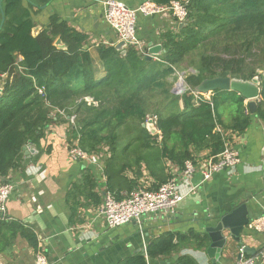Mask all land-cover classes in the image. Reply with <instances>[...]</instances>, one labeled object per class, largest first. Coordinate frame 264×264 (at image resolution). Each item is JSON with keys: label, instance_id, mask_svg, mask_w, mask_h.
Returning <instances> with one entry per match:
<instances>
[{"label": "trees", "instance_id": "trees-1", "mask_svg": "<svg viewBox=\"0 0 264 264\" xmlns=\"http://www.w3.org/2000/svg\"><path fill=\"white\" fill-rule=\"evenodd\" d=\"M37 1L39 10L51 0ZM153 1L166 5L172 0ZM0 3L4 15L0 30V182L25 167V146L43 151L41 140L60 112L69 122L75 119L67 133L69 147L77 142L88 154L108 155V190L117 198L123 197L125 189L155 190L163 183L139 184L141 162H146L150 175L159 176L151 166L154 160L182 168L186 160L197 159L205 150L210 155L220 153L223 134L233 138L244 133L254 117L264 121V0H188L184 25L160 34L164 52L159 59H147L132 45L123 53L115 45L100 44L104 65L100 78L95 75L86 33L52 15L50 24L33 35V2L28 1V6L24 0ZM58 38L65 47L55 45ZM192 54L196 59L189 60ZM177 71L186 72L192 90L206 78L252 79L258 75L261 98L252 113L237 91L217 89L210 100L196 98L189 91L178 95L173 92ZM87 96L98 104H88ZM147 114L158 116L160 140L143 126ZM39 152L31 156L33 161ZM129 156L133 164L128 163ZM123 160L124 164L118 163ZM133 166H137L135 178L129 179L125 172ZM86 176V182L94 186L92 172ZM88 192L100 196L94 189ZM3 228L12 235L21 230L37 248V237L30 228L18 221L7 222L0 214V232ZM209 243L203 230L167 231L150 240L146 254L135 253L116 264H149L153 259H163L165 264H199L181 251L186 247L205 250Z\"/></svg>", "mask_w": 264, "mask_h": 264}, {"label": "crops", "instance_id": "crops-1", "mask_svg": "<svg viewBox=\"0 0 264 264\" xmlns=\"http://www.w3.org/2000/svg\"><path fill=\"white\" fill-rule=\"evenodd\" d=\"M28 1L33 2V35L50 24L52 15L58 16L71 27L88 35L87 47L91 52L95 75L98 78L104 75L98 46L114 44L117 40L116 31L104 18L105 0H51L39 10L37 0H24L26 6ZM120 1L136 8L144 0ZM3 20V6L0 3V30ZM179 27L180 22L172 15H138V36L147 46L151 42L161 44L159 37L162 32L168 29L177 31ZM66 118L60 112L59 118L55 117L48 126L47 134L41 140L43 151L39 152L37 160H32L34 154L27 146V164L24 168L10 172L8 181L15 187L6 203L5 214L0 213L7 222L18 221L30 228L38 242L43 238L51 264H116L127 256L142 253V250L146 254L150 240L164 232H186L190 228L202 231L207 219L227 213L241 203L248 204L251 217L264 209V121L254 117L244 133L231 138L241 156V163L234 173L222 170L198 185L202 175L196 172L191 182L198 185L197 190L187 195L174 214L158 212L144 216L140 222L132 221L110 228L99 214L104 196L110 192L105 171L108 155L96 152L91 155L93 160L90 161L71 160L67 133L72 121ZM47 148H50L49 152ZM133 156H129V164L134 163ZM208 156L210 152L205 150L198 157L205 159ZM172 165L175 164L170 161L164 163L154 160L151 166L159 176H153L146 162H141L139 184L148 182L152 186L164 182L169 177L168 169ZM136 168L133 166L124 171L129 179L135 178ZM87 171L92 172V178L96 179L94 186L86 182ZM89 189L100 193L99 198L90 195ZM72 191L75 192L70 195ZM126 192L125 189L121 194L124 196ZM246 230L245 244L255 247L259 252L264 243V234ZM9 233L6 228L0 232V264H35L37 248L29 243L21 230H17L14 235ZM184 253L192 255L199 264H235L239 247L233 249L229 246L217 262H212L206 249L186 247L181 251V254ZM165 263L163 259L149 261V264Z\"/></svg>", "mask_w": 264, "mask_h": 264}, {"label": "built area", "instance_id": "built-area-1", "mask_svg": "<svg viewBox=\"0 0 264 264\" xmlns=\"http://www.w3.org/2000/svg\"><path fill=\"white\" fill-rule=\"evenodd\" d=\"M104 5L105 21L117 34V40L112 45L124 41L126 47L132 45L145 56L148 53V46L138 36L137 21L139 14L145 16L168 14L172 15L180 23L185 22L188 17V0H172L166 5H159L153 0H144L136 8L130 7L120 0H105ZM123 51L125 53V49ZM155 58L159 59L157 56ZM176 75L178 79L175 82L174 93L182 95L189 91L196 98L210 100L213 91L203 93L197 91L196 88L192 90L186 82V72L177 71ZM1 97L2 87L0 86ZM85 100L88 104H98L93 98L89 100L85 97ZM70 120L72 121L71 124H73L75 120L74 116ZM157 120V115L147 114L143 124H146L145 127L148 130L147 125L155 126L157 130L152 134H158L160 140L162 135L158 129ZM218 130L221 131L220 128ZM229 134H223L225 143L224 149L220 153L210 155L205 159H200L199 157L197 159H188L182 168L178 165H172L170 168L171 177L160 184L155 190L140 187L126 192L122 198H117L114 193L107 192L104 196L103 204L99 208V214L103 216L110 228H116L132 221L140 222L144 216L158 212L168 215L174 214L187 195L195 192L198 185L210 179L214 173L227 170L231 174L236 171L238 165L241 163V156ZM29 146V150L33 154L39 152L34 145ZM68 154L73 161L93 160L92 154L85 152L78 146L77 142L69 147ZM196 172L202 175V180L197 186L191 182V178ZM14 187L15 185L12 182H0V213L2 214L6 212V203ZM246 228L254 233L264 234V209L261 213L251 217ZM35 255V264H51L43 238L39 239ZM235 264H264V243L256 255L245 256L242 253L241 258H238Z\"/></svg>", "mask_w": 264, "mask_h": 264}, {"label": "water", "instance_id": "water-1", "mask_svg": "<svg viewBox=\"0 0 264 264\" xmlns=\"http://www.w3.org/2000/svg\"><path fill=\"white\" fill-rule=\"evenodd\" d=\"M184 22L180 23L183 26ZM57 47H65L60 38L55 42ZM118 50L124 52L126 43L124 41L118 42L116 45ZM164 52L161 44H153L152 42L148 46L147 59H152L154 56H160ZM260 77L254 76L252 79H243L231 76H216L213 78H206L200 84L196 86V90L199 92L207 93L209 91L231 90L237 91L244 96L248 102V108L252 113L255 112L257 102L261 98ZM89 100L91 96H87ZM146 126V124H143ZM151 133H154L157 128L153 125H147ZM25 152H29L27 146L24 147ZM251 219L250 208L247 203H241L233 208L231 211L220 214L219 216L207 219L203 231L209 236V246L206 248L207 256L212 262H217L222 258L223 252L230 246L233 249L239 247V257L242 253L247 255H256L257 249L249 244H245L244 235L247 232V224ZM235 244V245H234ZM142 254L145 251L142 250ZM177 257V255H176ZM164 263V262H163Z\"/></svg>", "mask_w": 264, "mask_h": 264}, {"label": "rangeland", "instance_id": "rangeland-1", "mask_svg": "<svg viewBox=\"0 0 264 264\" xmlns=\"http://www.w3.org/2000/svg\"><path fill=\"white\" fill-rule=\"evenodd\" d=\"M189 60H194V59H196V56H195V54H192V55H190L189 57ZM190 68H192V67H190ZM177 79H178V77L176 78V80H175V82L177 81ZM174 86H175V83H174ZM174 86H173V92H174ZM176 93V92H175ZM149 112H151V111H149ZM235 245V244H234ZM236 249V248H235Z\"/></svg>", "mask_w": 264, "mask_h": 264}]
</instances>
